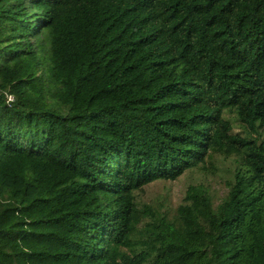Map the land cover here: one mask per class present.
Here are the masks:
<instances>
[{"label": "trees", "instance_id": "obj_1", "mask_svg": "<svg viewBox=\"0 0 264 264\" xmlns=\"http://www.w3.org/2000/svg\"><path fill=\"white\" fill-rule=\"evenodd\" d=\"M263 128L264 0H0V264H264Z\"/></svg>", "mask_w": 264, "mask_h": 264}, {"label": "rangeland", "instance_id": "obj_2", "mask_svg": "<svg viewBox=\"0 0 264 264\" xmlns=\"http://www.w3.org/2000/svg\"><path fill=\"white\" fill-rule=\"evenodd\" d=\"M224 115L232 120L234 132H243L233 112L226 111ZM260 131L264 136V128ZM229 156L223 157L218 153H211L204 164L187 170L175 180H157L146 185L137 193V200L140 203L165 209L171 215L183 202L187 186L191 183H203L213 198L214 204H217L227 191L225 181L232 177L235 167L234 157L237 155L229 153Z\"/></svg>", "mask_w": 264, "mask_h": 264}, {"label": "built area", "instance_id": "obj_3", "mask_svg": "<svg viewBox=\"0 0 264 264\" xmlns=\"http://www.w3.org/2000/svg\"><path fill=\"white\" fill-rule=\"evenodd\" d=\"M7 98H8V101L12 100V96L11 95H8Z\"/></svg>", "mask_w": 264, "mask_h": 264}]
</instances>
